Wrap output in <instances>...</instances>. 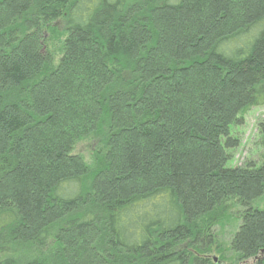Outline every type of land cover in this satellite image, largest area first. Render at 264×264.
<instances>
[{"label":"trees","instance_id":"16d2710c","mask_svg":"<svg viewBox=\"0 0 264 264\" xmlns=\"http://www.w3.org/2000/svg\"><path fill=\"white\" fill-rule=\"evenodd\" d=\"M261 106L264 0H0V264H264Z\"/></svg>","mask_w":264,"mask_h":264},{"label":"rangeland","instance_id":"374dc122","mask_svg":"<svg viewBox=\"0 0 264 264\" xmlns=\"http://www.w3.org/2000/svg\"><path fill=\"white\" fill-rule=\"evenodd\" d=\"M227 140L237 141L236 147L229 151V167H244L250 162H255L256 165L260 164L264 156V106L253 107L243 117L236 118L223 142ZM93 149V143L85 140L76 146L75 153L83 155L87 161H90ZM236 207L237 211H243L245 206ZM253 207L264 208V196L253 202ZM239 223V220L235 219L234 221L233 218L228 225L216 228V242L224 250L225 255L230 252V242L240 225ZM215 249L216 245L212 248L213 252L209 254L211 259L219 257Z\"/></svg>","mask_w":264,"mask_h":264},{"label":"water","instance_id":"95a60500","mask_svg":"<svg viewBox=\"0 0 264 264\" xmlns=\"http://www.w3.org/2000/svg\"><path fill=\"white\" fill-rule=\"evenodd\" d=\"M262 254H264V251H263V253Z\"/></svg>","mask_w":264,"mask_h":264}]
</instances>
